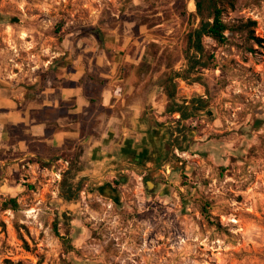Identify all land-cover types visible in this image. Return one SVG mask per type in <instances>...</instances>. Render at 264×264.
I'll list each match as a JSON object with an SVG mask.
<instances>
[{"label": "rangeland", "instance_id": "rangeland-1", "mask_svg": "<svg viewBox=\"0 0 264 264\" xmlns=\"http://www.w3.org/2000/svg\"><path fill=\"white\" fill-rule=\"evenodd\" d=\"M193 10L195 0H0L2 79L33 84L78 58L99 71L119 55L158 130L134 171L82 147L61 160L4 154L0 264H264V0L225 5L226 40L205 37L208 65L187 72L199 57Z\"/></svg>", "mask_w": 264, "mask_h": 264}, {"label": "crops", "instance_id": "crops-1", "mask_svg": "<svg viewBox=\"0 0 264 264\" xmlns=\"http://www.w3.org/2000/svg\"><path fill=\"white\" fill-rule=\"evenodd\" d=\"M79 59L68 68L48 69L33 84L0 77L1 164L7 153L61 160L65 151L82 147L94 163L105 159L107 167L117 170L141 168L158 134L149 133L139 114L142 97L134 91L142 85L135 82L132 69L126 73L119 55H112L114 64L99 71ZM129 121L135 125L132 130Z\"/></svg>", "mask_w": 264, "mask_h": 264}, {"label": "trees", "instance_id": "trees-1", "mask_svg": "<svg viewBox=\"0 0 264 264\" xmlns=\"http://www.w3.org/2000/svg\"><path fill=\"white\" fill-rule=\"evenodd\" d=\"M237 3V0H195V9L197 14L200 16V22L198 27L191 28L187 33V43L189 48H193L196 53L199 54V57L192 58L190 60V65L187 72L191 71L196 63L201 65L203 68L208 64L201 62V54L203 52V39L205 37L210 38L216 43H223L226 40L225 31L228 29L227 24L223 21L222 12L225 5L234 8ZM190 17H194L195 14L189 13ZM251 24H254V21H249ZM252 38L256 41H261L260 38L253 36ZM167 91V97L171 101L174 97V93ZM166 109L169 112H179L184 114L180 106H171L168 104ZM5 208H16L17 202L15 198H9L3 203Z\"/></svg>", "mask_w": 264, "mask_h": 264}, {"label": "water", "instance_id": "water-1", "mask_svg": "<svg viewBox=\"0 0 264 264\" xmlns=\"http://www.w3.org/2000/svg\"><path fill=\"white\" fill-rule=\"evenodd\" d=\"M194 12H196V10H193ZM196 14H197V12H196ZM198 15V14H197ZM198 17H199V19H200V16L198 15ZM148 183H150V182H148ZM109 188H110V190H111V192H114V189H112L111 187H110V185H107ZM147 186H148V184H147ZM151 186H152V184H151ZM151 186H148V188L150 189L151 188Z\"/></svg>", "mask_w": 264, "mask_h": 264}, {"label": "flooded vegetation", "instance_id": "flooded-vegetation-1", "mask_svg": "<svg viewBox=\"0 0 264 264\" xmlns=\"http://www.w3.org/2000/svg\"><path fill=\"white\" fill-rule=\"evenodd\" d=\"M126 170H131V171H134V169L133 168H131V169H126ZM143 172H147V171H143ZM113 184H115V183H113ZM146 184H148V183H146ZM146 187H147V190H149L150 191V189L148 188V186L146 185ZM152 188V187H151Z\"/></svg>", "mask_w": 264, "mask_h": 264}, {"label": "bare ground", "instance_id": "bare-ground-1", "mask_svg": "<svg viewBox=\"0 0 264 264\" xmlns=\"http://www.w3.org/2000/svg\"><path fill=\"white\" fill-rule=\"evenodd\" d=\"M148 186H151V183H148Z\"/></svg>", "mask_w": 264, "mask_h": 264}]
</instances>
